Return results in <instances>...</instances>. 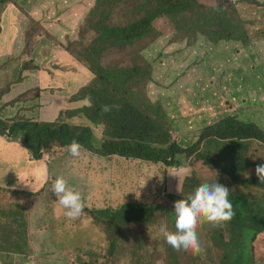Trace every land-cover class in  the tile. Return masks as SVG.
<instances>
[{
    "label": "rangeland",
    "instance_id": "obj_1",
    "mask_svg": "<svg viewBox=\"0 0 264 264\" xmlns=\"http://www.w3.org/2000/svg\"><path fill=\"white\" fill-rule=\"evenodd\" d=\"M214 1L216 9L222 8L234 22L241 21L243 26L249 30V34L255 36L251 44L236 45V47H246L239 55L235 56L234 62L237 67L234 70L229 67L230 62H233V55H228L224 59V65L219 67L221 82L218 83L217 90H213L209 82V79L214 75L198 70L199 62H188L178 56L172 64H166L161 60L165 49L159 44H155L156 41L140 46L144 49L143 53L146 56H150L151 50L156 52L159 62L154 77L158 81L167 84L169 74L183 71L188 82L185 88L179 81L173 82L171 96L160 93L161 89L165 87L163 84L158 85L157 89L152 91L154 101L164 106V109L170 114L171 141H180L185 144L196 142L205 128L223 121L226 117H233L236 122L247 126L255 122L264 129V38L256 32V29H251L256 18L264 16V0ZM7 3L0 4V17L8 9L13 8V3ZM52 3L54 4V0ZM7 6L8 9H6ZM114 7L118 11H127L133 8V3L125 1ZM59 9L62 11L63 7H59ZM53 10L54 14H57L58 8L55 5ZM262 25L264 26V20L259 18L256 26ZM222 42L218 43L225 44L222 46V50L230 52L232 50L228 45L230 42ZM179 43L183 44V39H177L176 44ZM101 47L102 44H100ZM0 50L1 60L4 59L2 44ZM173 57L175 58L176 55ZM161 62L163 65H160ZM63 67L68 74H78L74 71L76 65L73 63L63 62ZM245 68L249 71L247 74L250 79L247 80L244 76ZM194 69L199 71V77L195 82H192L188 79ZM259 74L262 79L259 78ZM71 82L74 88L73 100H85L86 97H80L78 94L94 84L95 78L85 68L80 77L72 76ZM4 83L5 80L0 78V95H3L2 85ZM190 83L195 84L196 92L188 96L186 91L187 97L182 100L178 90H187ZM191 98L193 99L190 101ZM197 99H202L200 105L192 107ZM225 101L228 102L230 108L225 107ZM16 115L12 104L0 103V123L7 127L18 124L19 119ZM143 126L149 127V125ZM79 128H93L96 133H100V131L104 133L105 126L100 124L92 127L90 124L88 128ZM27 132V129L18 127L15 133L9 137L8 131L3 134L0 130V141H4L0 150L4 146L9 147L19 143L29 149L25 137ZM164 138L163 134L153 133L147 142L161 143ZM89 143L94 150H97L100 149L102 141L95 142V144L89 141ZM51 144V146L41 145L39 152L41 158L54 156L56 153L54 146L59 144L52 142ZM185 146L183 145V148ZM236 146H238L239 155L234 160V166L228 171L234 173L238 164L249 163L250 168L242 175V178L244 180L251 177L257 178L255 168L260 161H264V147L256 141L248 142L247 148L239 143L233 147ZM166 148H169L168 145ZM3 149L0 159L8 154L10 158L17 159L22 163L19 157L10 156V151L7 148ZM185 150L180 152L177 162L182 164L186 162V164L179 168L166 165L154 167L146 161L135 159L125 161V158L117 155L111 157L97 155L96 160L84 149L81 150V155L77 159L74 172L66 173L58 164L51 165L53 162L47 161L46 165L49 167L51 165L50 169L55 168L54 171H50L48 186L52 185L58 176H63L70 186L85 195V207L79 216L80 220L66 229L68 236L62 234L61 240H56V236H53L52 240H48L47 237L41 239V230H38L37 234L35 232L28 234L27 231L30 227L20 224L27 221V215H33L32 228L34 230L38 227L35 222L39 220L41 214L64 210L59 206L58 200H49L51 205H46L36 196L31 197L29 192L20 189L23 184L21 178L15 181L8 172V178L5 177L4 172H0V264H172L174 261L177 262L176 264H223L228 258L232 259L234 251L227 248L224 241L227 242L229 238L234 241L247 240V236L241 234L236 225L226 223L219 227H213L210 224L204 226L202 235L199 237L203 251L201 254L193 256L191 253L174 254L173 249L167 246L160 233L161 224H166L169 230L172 229L170 225L171 205H169L168 218L160 215L159 221L153 215L145 223L132 224L125 223L119 217L120 211L127 204H137L143 207L140 202L143 200V192L138 189H146L153 195L163 193L170 201H175L178 197L183 199L190 196L202 181L213 182L219 179L226 181L232 190L246 192V200L254 204L259 217H264V188L262 186L250 185L249 190L241 185H236L231 177L220 174L209 175L194 184L191 179H188L191 171L194 167L205 166L201 164L195 166V155L190 154L187 149ZM29 151L35 157V153L30 149ZM102 158L105 160L104 164L100 162ZM239 179L242 180L241 176ZM177 187L180 188V191H177ZM54 197L56 196L54 195ZM156 203L167 207V203L163 199H156ZM69 220L71 221V219ZM111 222L117 223L116 226L109 227L107 223ZM254 252L257 256L256 264H264V232L257 237L254 243Z\"/></svg>",
    "mask_w": 264,
    "mask_h": 264
},
{
    "label": "trees",
    "instance_id": "obj_2",
    "mask_svg": "<svg viewBox=\"0 0 264 264\" xmlns=\"http://www.w3.org/2000/svg\"><path fill=\"white\" fill-rule=\"evenodd\" d=\"M36 1L0 0V4L13 3L14 9L0 17V38L6 27L13 24L12 18L15 13L17 31L11 55L0 60V72L20 67L22 77L26 71L41 70L50 50L58 45L67 56L77 60L95 77V83L78 94L80 97H91L92 106H86L78 112L92 124L105 126L102 138L97 139V143L102 141L101 147L94 150L89 143V129H80L65 122V118H72L77 112H65V118L59 119L55 124L30 126L20 122L7 127L0 123V130L3 134L8 131L9 137L18 127L28 128L26 141L36 158L40 157L42 144L51 146V142L58 143L59 145L54 146L57 149L69 145L72 140L78 141L83 146L82 149L89 150L96 156L117 155L125 158V161L130 159L156 161L154 153H157L165 142L172 143L181 152L186 151L182 149L180 142H171L170 114L164 106L154 101L152 91L163 84L165 87L160 93L171 96L173 82L179 81L183 88L188 82L183 71L169 74L167 84L158 81L154 77L159 62L156 52L151 50L150 56H146L140 46L156 41L155 44L165 49L161 60L166 64H172L178 56L188 62H199L198 70L214 75L209 82L211 88L217 90L218 83L221 82L219 67L224 65V59L228 55H233V62H230L229 67L234 70L237 67L234 62L235 56L246 47L236 45L251 44L255 38L249 34V30L241 21L234 22L222 8L216 9L214 0H69L60 16V30L53 35L32 18L30 9ZM48 1L51 5V0ZM125 1L133 3L131 10L115 9L116 4ZM8 8L7 6L6 9ZM259 18L264 20V16H258L251 29H256L264 38V26H256ZM179 38L183 39V44H176ZM226 41L230 42L228 44L232 49L230 52L222 50L225 44H218ZM198 70H192L188 80L195 82L199 77ZM245 72V79H250L246 68ZM259 78L262 79L260 74ZM189 86L187 90H178L182 100L187 95L195 94V84L190 83ZM9 90L10 85L2 86V94ZM112 100L114 101L111 102ZM201 100L197 99L192 107L200 105ZM114 104L120 105L118 111L101 113L103 105ZM225 107L230 108L227 101ZM259 129L263 128L255 122L247 126L236 122L233 117H226L223 121L205 128L199 140L187 148V151L195 155V165L212 167H194V170L201 175H205V172L207 176L216 174L229 176L236 185L246 189H249L250 185L264 188V184L255 177L247 180L242 178L250 168L249 163L238 164L234 173L228 171L234 166V160L239 155L238 146L233 147L236 143L247 148L248 142L256 141L264 147V129ZM153 133L163 134L165 137L163 142H147ZM100 162L104 164V158ZM177 163L180 162L171 164ZM260 164H264V161L257 165ZM214 182L230 189L228 198L237 212L234 223L240 230L245 232L250 240L263 233L264 217H259L254 204L246 200L247 193L232 190L223 179ZM83 197L85 199V195ZM153 215L159 221L158 211L137 204H127L119 213V217L125 223L132 224L145 223ZM116 224L107 223L109 227ZM247 246L248 244L243 245L244 250ZM172 251L174 254H190ZM176 263L174 261L172 264ZM223 264H240V256L228 258ZM242 264L250 263L244 261Z\"/></svg>",
    "mask_w": 264,
    "mask_h": 264
},
{
    "label": "crops",
    "instance_id": "obj_3",
    "mask_svg": "<svg viewBox=\"0 0 264 264\" xmlns=\"http://www.w3.org/2000/svg\"><path fill=\"white\" fill-rule=\"evenodd\" d=\"M69 0H54V4L51 0V5L48 0L38 1L31 9L32 16L35 20L41 22L43 26L49 29L52 33L56 34L60 30L61 25V14L64 11ZM58 8L57 14H54L53 6ZM60 8L63 7L62 11ZM14 10L10 8L8 12ZM6 13V14H7ZM12 25L6 27L5 33L0 38V45L3 47V55L7 56L13 46V41L16 36L15 28V15L12 18ZM10 36V37H8ZM1 51V50H0ZM63 62H70L76 65V73L68 74L66 73ZM45 67L42 70L32 71L24 74V79L15 83L9 90V92L2 98L0 103L12 104L13 109L16 110L17 117L20 122H41V123H53L58 117H60L65 112H77V114L72 118H65V122L72 124L76 127H87L91 124L92 127L95 126L88 120H86L82 113L78 112L84 107L88 106L84 104V100H73L74 88L71 82L72 76L80 77L82 71L85 68L76 62L73 58L67 56L65 52L60 47H55L50 53L48 59L44 63ZM88 71V70H87ZM91 75V73L88 71ZM19 71L16 70L11 74V77H17ZM9 75L0 73V78L5 80L2 86L7 85V78ZM88 134V133H87ZM103 132L96 133L94 129H89V141L94 143L97 139L102 138ZM4 141H0V146ZM196 142H190L185 148L193 146ZM21 144L11 145L9 147L4 146L10 151V156L19 157L22 163L17 159H12L8 154L4 155L0 159V172L5 173L7 177V172L13 177L15 181L22 179V186L20 189L27 191L32 196H36L46 205H51L48 201H54L57 197H54L51 191V185L48 186L51 172L55 168H51V165L58 164L63 171L66 173L74 172L76 170L77 161H73L67 157L65 152H56L52 158L44 157L40 161H32L28 153L20 146ZM0 150L1 152L4 149ZM86 150V149H84ZM89 155H92L95 159L97 156L91 151L86 150ZM111 157V156H109ZM53 162L50 167L46 165V162ZM154 167H159L161 165H166L164 162L151 163ZM182 164V166H184ZM169 167H182L180 164L172 165L167 164ZM196 166V165H195ZM205 167L211 168L212 166L206 165ZM74 174V173H73ZM201 175L199 172L193 169L188 179H191L194 184L200 182L206 178L207 174ZM203 183H215L209 181H202L196 186H200ZM47 184V185H46ZM138 191L143 192V200H140L143 207L154 208L159 212L164 218H168V210L170 205V199H168L166 194L159 193L156 195L150 194L146 189H138ZM156 199H163L167 203V207H164L161 203H156ZM142 207V206H141ZM27 221L21 222L20 224H26L30 227L27 231L28 234H37L38 230H41V239L47 237L48 240H52L56 236V240H61V235L65 233L63 227L66 217L63 211H56L46 214H41L39 220L35 222L38 227L33 230L32 226L34 223L33 215H27ZM80 218L73 219V222L79 221ZM18 226V225H17ZM22 231V228H20ZM72 234V233H71Z\"/></svg>",
    "mask_w": 264,
    "mask_h": 264
},
{
    "label": "clouds",
    "instance_id": "obj_4",
    "mask_svg": "<svg viewBox=\"0 0 264 264\" xmlns=\"http://www.w3.org/2000/svg\"><path fill=\"white\" fill-rule=\"evenodd\" d=\"M38 1L40 0H37L36 3ZM31 9H30V12H31ZM6 13L3 15V17L6 15ZM31 15H32V12H31ZM15 23H16V13H15ZM47 30L51 34L55 35L49 29ZM57 47L59 46L57 45ZM53 49L54 48L50 50L49 54L44 59L42 69H44L45 67L44 63L48 59ZM11 51L7 56H4V57L10 56ZM75 61L78 62L77 60ZM16 70L19 71V75L17 77L14 76L15 77L14 79V77H11V74ZM35 71H38V70H35ZM28 72H32V71L24 72L21 77L20 67H17L15 69H11L9 71L0 72V73L9 75V77L7 78V84L10 85V88H11L15 83H17L20 80H23L25 78L24 74ZM91 75L94 77L92 73ZM8 92L9 91L3 94V96L1 97V100ZM84 104L91 107L92 106L91 97H86L84 100ZM113 109L118 111L120 109V105L118 104L103 105L101 107V113L102 114L109 113ZM61 118H65V113L62 114L60 117H58V119L53 123H41V122H22V123L28 124L30 126L34 124L36 125L55 124ZM21 128L27 129L28 131V128H25V127H21ZM28 133L29 131L27 132V134ZM27 134L25 135V137H27ZM171 142H180V141H171ZM166 145H168L169 148H166ZM20 146L23 149L25 148L24 150L28 153L32 161H40L44 158V157L36 158V156L33 157L32 152L29 151L30 148L27 149L22 144ZM82 147L83 146L78 141L72 140V142L69 145L61 146L60 148H57L54 150L55 152L57 151L65 152L69 159L73 161H77V159L81 155ZM182 149L185 150L187 148H183L182 146ZM180 152L181 151L172 143H166L164 144V146L161 147V149L157 153L156 152L154 153V156L157 158L156 161L148 159V161L146 162L151 164V163L162 161L166 165L167 164L169 165L172 162L178 161L179 159L178 155L180 154ZM69 154L71 156H69ZM111 156H114V155H111ZM176 168H179V167H176ZM255 175L257 176L259 182L261 184H264V164H260L256 166ZM229 190H230L229 188L217 182L211 183V184L203 183L200 186H198L190 196L184 197L183 199H181V197H178L175 201L171 200L170 201V205H171L170 225L172 226L171 227L172 231L168 229L166 224H161L160 229H159L167 245L170 246L176 252H181V251L190 252L193 256H196V255L201 254L203 251L199 237L202 235L204 226L210 224L213 227H219L226 223H229V225H236L234 221L236 219L237 212L235 208L233 207V203L228 198ZM51 191L57 197L56 200H58L59 206H61L65 210L64 215L66 219L67 218L71 219V221L69 219L64 221L63 227L66 230L70 226L76 223V222H73V219L79 218V216L82 214L84 207H85L84 197L79 190L75 189L73 186H70L69 182L63 176H58L54 180V182L51 185ZM177 191H180L179 187H177ZM236 226L241 234L247 236V240L246 241H243V240L234 241L233 239L229 238L227 242L224 241V243L226 244L225 246L227 248L233 249L234 256L235 255L240 256V264H242L244 261H247L250 264H256L257 256H256V252H254V243L260 234H258L254 239L250 240L249 236L245 232L241 231L238 225ZM66 233H67V230L65 231L63 235L68 236V233L67 234ZM69 234H71V232H69ZM244 244H248L246 250H244L243 248Z\"/></svg>",
    "mask_w": 264,
    "mask_h": 264
}]
</instances>
